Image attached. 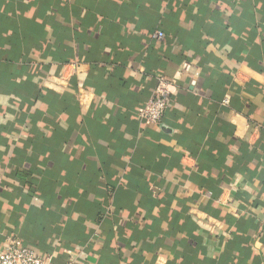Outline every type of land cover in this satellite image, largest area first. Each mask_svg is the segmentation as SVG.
I'll use <instances>...</instances> for the list:
<instances>
[{"label":"crops","instance_id":"1","mask_svg":"<svg viewBox=\"0 0 264 264\" xmlns=\"http://www.w3.org/2000/svg\"><path fill=\"white\" fill-rule=\"evenodd\" d=\"M263 222L264 0H0V251L264 264Z\"/></svg>","mask_w":264,"mask_h":264},{"label":"built area","instance_id":"2","mask_svg":"<svg viewBox=\"0 0 264 264\" xmlns=\"http://www.w3.org/2000/svg\"><path fill=\"white\" fill-rule=\"evenodd\" d=\"M155 39H163L164 33L156 31L153 34ZM171 82L166 77H158L154 85L150 99L137 111V118L145 125H158L170 108ZM221 106L229 108L230 98L225 96ZM264 233V222L262 223ZM0 264H53L51 257L39 255L34 249L19 243H9L0 251ZM66 264H72L68 262Z\"/></svg>","mask_w":264,"mask_h":264}]
</instances>
